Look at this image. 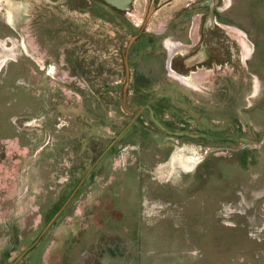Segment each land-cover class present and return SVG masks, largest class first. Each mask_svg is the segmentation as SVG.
Returning a JSON list of instances; mask_svg holds the SVG:
<instances>
[{"label": "rangeland", "instance_id": "rangeland-1", "mask_svg": "<svg viewBox=\"0 0 264 264\" xmlns=\"http://www.w3.org/2000/svg\"><path fill=\"white\" fill-rule=\"evenodd\" d=\"M165 1L135 26L162 29ZM4 2L0 264H264V0H221L210 62H167L183 48L156 34L129 73L135 31L103 1L53 7L79 62L17 46Z\"/></svg>", "mask_w": 264, "mask_h": 264}, {"label": "flooded vegetation", "instance_id": "flooded-vegetation-1", "mask_svg": "<svg viewBox=\"0 0 264 264\" xmlns=\"http://www.w3.org/2000/svg\"><path fill=\"white\" fill-rule=\"evenodd\" d=\"M93 1L94 6L95 2H100V0ZM189 1V3L180 7L176 5L174 0H166V6H169L173 11L170 16L165 17V20H163L162 29L157 31L150 30L147 27L138 28L135 26L133 18L129 16L132 9L125 12L111 7L115 12L113 22L116 23V15H120L124 21L121 24L130 33L135 31L133 35L136 38L127 51L128 62L135 61V59L136 62L139 59L143 60L147 49L157 46V42L149 38L151 35L156 34L162 38L160 39L161 45L165 46V36H169L177 43L176 46L179 45L180 48H183L182 51H176V48L171 51L168 48L167 58L165 59L167 62H185L184 65L188 68L189 66L194 67L197 64L196 62H210L209 58L212 53H208L207 49L212 46L213 35L217 31L216 29L219 28L215 24L218 20V7L221 0ZM70 4L72 7L84 10V0H11L10 3L4 2L3 8L7 13V23L11 30L9 34L17 37V46L22 47L24 50L26 48L28 50L46 48L48 51H52L54 55L58 54L57 60H53L51 54L46 57L45 62H55V60L56 62H74L75 54L66 53L62 56L58 51L63 50L65 52L66 49H69L67 48L69 46L72 50L79 48L83 50L85 45L83 28L69 27L68 22L64 25L63 19L60 20L59 25L52 19L54 6L60 9L56 12L63 13ZM133 27L136 29L133 30ZM27 40H29L28 45H26ZM60 45H64V49H61ZM133 48L136 50L133 51ZM75 59L79 62L78 58L75 57Z\"/></svg>", "mask_w": 264, "mask_h": 264}, {"label": "water", "instance_id": "water-1", "mask_svg": "<svg viewBox=\"0 0 264 264\" xmlns=\"http://www.w3.org/2000/svg\"><path fill=\"white\" fill-rule=\"evenodd\" d=\"M104 3H106L107 5L114 7L120 11H130L133 7V4L136 0H102ZM132 43V40H131ZM125 62H126V67H127V71L129 73V64H128V57H125ZM128 85V82L126 83L125 89ZM70 200V198L66 201V203L61 207V209L58 211L57 214H59L61 212V210L63 209V207L68 203V201ZM57 214L54 216V218L52 219V221L55 219V217L57 216ZM52 221L50 222V224L52 223ZM49 224V225H50Z\"/></svg>", "mask_w": 264, "mask_h": 264}, {"label": "crops", "instance_id": "crops-1", "mask_svg": "<svg viewBox=\"0 0 264 264\" xmlns=\"http://www.w3.org/2000/svg\"><path fill=\"white\" fill-rule=\"evenodd\" d=\"M170 50L172 51L173 50V47L171 46L170 47ZM172 69V68H171ZM171 73L173 74V76L181 79L183 82L187 83V84H190L191 81L188 80L187 78H185L183 75H181L180 73L176 72L175 70H171ZM178 258V257H177ZM148 259V260H147ZM147 259H145V261H149V257H147ZM179 259V258H178ZM141 264H143V257L141 258ZM181 264V263H180Z\"/></svg>", "mask_w": 264, "mask_h": 264}, {"label": "bare ground", "instance_id": "bare-ground-1", "mask_svg": "<svg viewBox=\"0 0 264 264\" xmlns=\"http://www.w3.org/2000/svg\"><path fill=\"white\" fill-rule=\"evenodd\" d=\"M3 63V62H2Z\"/></svg>", "mask_w": 264, "mask_h": 264}]
</instances>
